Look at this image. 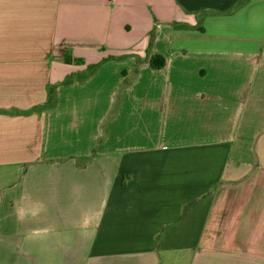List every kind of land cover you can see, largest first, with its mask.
Listing matches in <instances>:
<instances>
[{
  "label": "crops",
  "instance_id": "obj_1",
  "mask_svg": "<svg viewBox=\"0 0 264 264\" xmlns=\"http://www.w3.org/2000/svg\"><path fill=\"white\" fill-rule=\"evenodd\" d=\"M0 264H264V0H0Z\"/></svg>",
  "mask_w": 264,
  "mask_h": 264
},
{
  "label": "trees",
  "instance_id": "obj_2",
  "mask_svg": "<svg viewBox=\"0 0 264 264\" xmlns=\"http://www.w3.org/2000/svg\"><path fill=\"white\" fill-rule=\"evenodd\" d=\"M150 63L152 68L154 69H162L166 65L165 57L161 55H155L150 59ZM100 64L90 65L85 73H81L79 75H71L68 79L64 81L65 84L72 83L73 80H85L90 75H92L96 69L99 67ZM56 105V89L51 87L49 89V98L44 107H54Z\"/></svg>",
  "mask_w": 264,
  "mask_h": 264
},
{
  "label": "clouds",
  "instance_id": "obj_3",
  "mask_svg": "<svg viewBox=\"0 0 264 264\" xmlns=\"http://www.w3.org/2000/svg\"><path fill=\"white\" fill-rule=\"evenodd\" d=\"M23 198V197H22ZM42 210V205H37L36 206V208H35V210L33 211V215H37L38 213H39V211H41ZM23 215V213H21V216ZM87 222H85V224H86Z\"/></svg>",
  "mask_w": 264,
  "mask_h": 264
}]
</instances>
